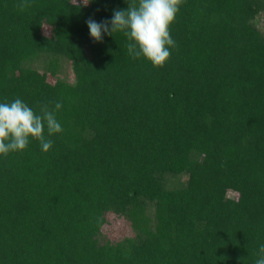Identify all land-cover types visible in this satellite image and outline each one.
I'll return each instance as SVG.
<instances>
[{
  "label": "trees",
  "instance_id": "1",
  "mask_svg": "<svg viewBox=\"0 0 264 264\" xmlns=\"http://www.w3.org/2000/svg\"><path fill=\"white\" fill-rule=\"evenodd\" d=\"M127 6L0 0V103L60 102L63 129L47 152L32 139L0 155V264H255L264 0H182L163 67L133 59L122 32L90 37L89 18ZM106 212L131 234L101 236Z\"/></svg>",
  "mask_w": 264,
  "mask_h": 264
},
{
  "label": "clouds",
  "instance_id": "2",
  "mask_svg": "<svg viewBox=\"0 0 264 264\" xmlns=\"http://www.w3.org/2000/svg\"><path fill=\"white\" fill-rule=\"evenodd\" d=\"M91 0H72L74 7L88 6ZM127 7L114 9L111 19L96 22L86 21L93 42H103L104 34L114 36L122 32L129 41L128 54L133 58L144 57L153 67H163L170 57V48L176 43L170 36L169 26L174 22L182 0H126ZM26 3L17 7L23 9ZM167 46V47H166ZM62 103L56 102L54 109L48 105L40 107V113L20 98L0 103V155L25 150L30 140L39 142L42 151L53 145L48 137L63 131L56 118ZM45 129L47 136L45 135ZM255 264H264V244L259 246Z\"/></svg>",
  "mask_w": 264,
  "mask_h": 264
},
{
  "label": "rangeland",
  "instance_id": "3",
  "mask_svg": "<svg viewBox=\"0 0 264 264\" xmlns=\"http://www.w3.org/2000/svg\"><path fill=\"white\" fill-rule=\"evenodd\" d=\"M252 23L258 28L259 31L264 34V10L254 17ZM45 30L46 29H44V31ZM59 76L69 80L72 79V73L70 68L68 67V64H63L60 69ZM47 79L49 81H53V78L51 76H48ZM172 182L173 179L170 178L168 180L169 185H171ZM104 220L105 221L100 228V232L101 236H103L105 239H108L109 241H115L120 239L122 236L124 237L131 234V230L127 221L117 216L115 213L106 212L104 214Z\"/></svg>",
  "mask_w": 264,
  "mask_h": 264
}]
</instances>
